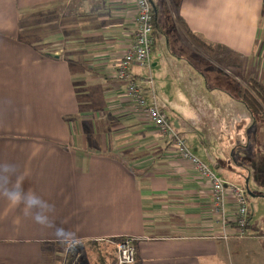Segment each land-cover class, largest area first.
I'll return each mask as SVG.
<instances>
[{"label":"crops","instance_id":"0c3cea01","mask_svg":"<svg viewBox=\"0 0 264 264\" xmlns=\"http://www.w3.org/2000/svg\"><path fill=\"white\" fill-rule=\"evenodd\" d=\"M151 3V64L131 72L229 188L226 225L209 183L116 77L135 30L132 0H0V164L16 165L25 191L54 205L47 228L0 194V264H44L59 247L64 260L68 245L126 237L136 240L134 264H264V240L233 224L231 191L255 192L251 221L264 201V181L253 178L264 175V114L251 113L242 92L250 80L264 87V0ZM181 24L223 47L229 66L201 72L210 57ZM57 227L74 233L71 242L59 241Z\"/></svg>","mask_w":264,"mask_h":264},{"label":"built area","instance_id":"2783aa9c","mask_svg":"<svg viewBox=\"0 0 264 264\" xmlns=\"http://www.w3.org/2000/svg\"><path fill=\"white\" fill-rule=\"evenodd\" d=\"M132 1L136 9L135 30L130 46L119 61L116 77L119 81L128 83L127 96L134 104L135 110L145 115L152 126L160 133L164 141L174 148L177 155L194 167L199 178L209 183L213 211L220 215L225 226L227 223L226 204L229 188L217 174L189 150L187 142L179 135L166 114L157 106L155 98H153L154 102L152 103L146 99L143 88L138 84L131 72L133 65L143 68L150 67L155 45V17L151 0ZM148 83L153 93L151 78L148 80ZM231 191L236 202L233 224L237 227L238 235L245 236L250 225L251 207L244 190L231 187ZM101 241L115 246L117 251L116 264H134L136 262L137 250L134 238H121L115 242L113 240Z\"/></svg>","mask_w":264,"mask_h":264},{"label":"rangeland","instance_id":"374dc122","mask_svg":"<svg viewBox=\"0 0 264 264\" xmlns=\"http://www.w3.org/2000/svg\"><path fill=\"white\" fill-rule=\"evenodd\" d=\"M37 19V18H36ZM182 28V31H184L186 37L190 39L189 41L193 43L191 37L188 35V32L184 29V26L180 25ZM40 35L35 33V38H39ZM43 38V37H42ZM195 43V42H194ZM196 45V44H195ZM200 52H202L203 55L209 56L210 63L206 61L200 62V71L205 72L214 71V67L219 68H225L226 66H229V61L226 60V62H223L224 58H229L227 54L224 52H221L220 50H217L215 54L213 55H207L204 50L201 48H197ZM224 53V54H223ZM222 55V56H221ZM224 57V58H223ZM214 62V64H211V62ZM219 61H222L223 63H219ZM195 64V63H194ZM214 65V67L212 66ZM197 66V64L195 65ZM205 70V71H204ZM216 70V69H215ZM183 81L188 85L190 83V79L183 78ZM184 84V83H183ZM155 99H157V104L161 106L166 115L172 119V110L170 108H165V106H162L163 104L159 100L157 96H155ZM153 98V96H152ZM153 101V99H152ZM154 102V101H153ZM173 121V119H172ZM203 162V161H202ZM206 164V163H205ZM207 165V164H206ZM215 174L216 171L212 169L209 165H207ZM252 176V175H251ZM255 180L257 179H263L264 181V175L262 176H253ZM244 189V188H243ZM248 203L251 207L252 200H255L257 198L255 192L252 191H245ZM264 196V194H263ZM261 196L262 198H264ZM260 197V198H261ZM256 207V208H255ZM256 210V212H255ZM251 227L249 228V233L253 235L254 237H260L264 240V201H260L258 205L254 206V215L250 221ZM46 248V247H45ZM54 254L53 255H44V264H102L100 261V258H105L107 264H116L117 259V251L113 244L107 243V242H100L95 244L94 242H83V243H77V244H71L66 246V248L63 250V258L61 260V247L53 249Z\"/></svg>","mask_w":264,"mask_h":264},{"label":"clouds","instance_id":"9594fccd","mask_svg":"<svg viewBox=\"0 0 264 264\" xmlns=\"http://www.w3.org/2000/svg\"><path fill=\"white\" fill-rule=\"evenodd\" d=\"M23 177L14 164H0V194L13 207L22 205L25 215H31L32 219L39 225L47 228L53 227L50 213L54 211L51 205L32 191L23 188ZM55 235L61 243H69L74 238V233L62 227L55 229Z\"/></svg>","mask_w":264,"mask_h":264},{"label":"trees","instance_id":"16d2710c","mask_svg":"<svg viewBox=\"0 0 264 264\" xmlns=\"http://www.w3.org/2000/svg\"><path fill=\"white\" fill-rule=\"evenodd\" d=\"M156 7V6H155ZM153 13L155 17V28H156V9H154L153 6ZM188 35L191 37L192 41L195 42V44L205 51L207 55H213L216 53L217 50H220L221 52L225 51V49L221 46H213L209 45L193 34L191 32L187 31ZM156 34H154V37ZM247 90L242 92V102L246 105L248 110L253 114H264V87L256 80H250L247 83ZM119 239H114L113 241H118ZM105 242V241H98L94 242L95 244ZM100 261L102 264H107L105 258H100Z\"/></svg>","mask_w":264,"mask_h":264},{"label":"water","instance_id":"95a60500","mask_svg":"<svg viewBox=\"0 0 264 264\" xmlns=\"http://www.w3.org/2000/svg\"><path fill=\"white\" fill-rule=\"evenodd\" d=\"M249 191V190H248Z\"/></svg>","mask_w":264,"mask_h":264}]
</instances>
